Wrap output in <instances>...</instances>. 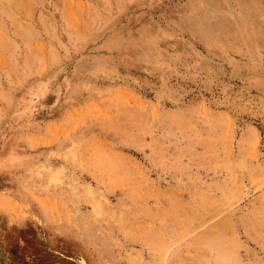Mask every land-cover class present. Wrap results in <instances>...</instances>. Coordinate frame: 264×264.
Masks as SVG:
<instances>
[{"label":"rangeland","instance_id":"1","mask_svg":"<svg viewBox=\"0 0 264 264\" xmlns=\"http://www.w3.org/2000/svg\"><path fill=\"white\" fill-rule=\"evenodd\" d=\"M0 264H264V0H0Z\"/></svg>","mask_w":264,"mask_h":264}]
</instances>
